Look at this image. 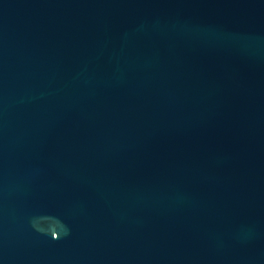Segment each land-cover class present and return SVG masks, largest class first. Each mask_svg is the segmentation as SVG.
<instances>
[{"label": "water", "instance_id": "obj_1", "mask_svg": "<svg viewBox=\"0 0 264 264\" xmlns=\"http://www.w3.org/2000/svg\"><path fill=\"white\" fill-rule=\"evenodd\" d=\"M0 264H264V0H0Z\"/></svg>", "mask_w": 264, "mask_h": 264}]
</instances>
